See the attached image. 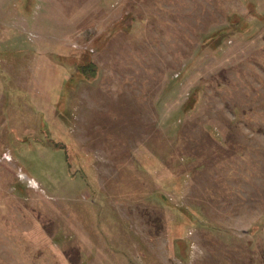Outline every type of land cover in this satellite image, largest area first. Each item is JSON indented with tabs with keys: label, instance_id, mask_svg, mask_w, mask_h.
<instances>
[{
	"label": "rangeland",
	"instance_id": "1",
	"mask_svg": "<svg viewBox=\"0 0 264 264\" xmlns=\"http://www.w3.org/2000/svg\"><path fill=\"white\" fill-rule=\"evenodd\" d=\"M0 67V264H264V0H0Z\"/></svg>",
	"mask_w": 264,
	"mask_h": 264
},
{
	"label": "crops",
	"instance_id": "2",
	"mask_svg": "<svg viewBox=\"0 0 264 264\" xmlns=\"http://www.w3.org/2000/svg\"><path fill=\"white\" fill-rule=\"evenodd\" d=\"M6 101H7V98H6V96H4L3 99H2V106L0 108V112L2 113V116H3V119H4V124L1 126V130H0V145L3 146L2 148H0V152H2L3 150H7L12 156V153L14 151V149L12 148L13 141H11L12 138H13V134H12L13 126L7 124V120H6V117H4V114L6 115V113H8L9 115L12 116L13 115V110L6 106V104H7ZM8 131L11 134L10 136L8 135ZM8 137L10 139L9 141H8ZM22 137L23 136H21L19 138H22ZM0 185H2L1 182H0Z\"/></svg>",
	"mask_w": 264,
	"mask_h": 264
},
{
	"label": "trees",
	"instance_id": "3",
	"mask_svg": "<svg viewBox=\"0 0 264 264\" xmlns=\"http://www.w3.org/2000/svg\"><path fill=\"white\" fill-rule=\"evenodd\" d=\"M17 53L15 54L14 52L12 53V52H9L8 54H7V56H9V57H11V58H13V57H19L20 56V52H22L21 50L20 51H16ZM3 56H5V55H3ZM0 68H2V67H0ZM12 70H14V69H12ZM19 72H21L20 70L18 71V73ZM92 73V72H91ZM94 75V74H93ZM3 78V77H2ZM84 78H86V76H84ZM11 80V79H10ZM1 81H3V80H1ZM5 84L3 85V87H7L8 86V84L6 83V82H4ZM16 89V93H19V94H23L24 92H23V90L22 89H20V88H15ZM7 90V95L5 94V96L7 97L8 95H9V93L11 92V90H8V89H6ZM5 90V91H6ZM4 92V91H3ZM43 116H41V114H40V116H39V123H44V119L42 118ZM68 117V116H67ZM66 117V118H67ZM63 133H65L64 131H62ZM66 134V133H65ZM73 150H77V148L76 149H73ZM75 153L77 154V152L75 151ZM76 157V156H75ZM68 158V157H67ZM67 161H69V164L71 165V167L70 168H72V162L68 159ZM74 165H75V169H78V167H76L77 165H76V162L74 161ZM80 168H83L82 166H80ZM79 170V169H78ZM79 172H80V174L82 175V173H81V171L79 170ZM78 257H80V255H78ZM78 260V259H77ZM81 260V258H79V261ZM78 261V262H79ZM78 262H76V264L78 263Z\"/></svg>",
	"mask_w": 264,
	"mask_h": 264
}]
</instances>
